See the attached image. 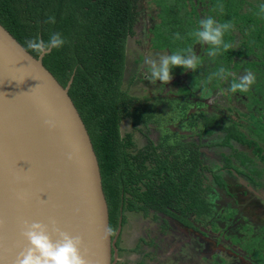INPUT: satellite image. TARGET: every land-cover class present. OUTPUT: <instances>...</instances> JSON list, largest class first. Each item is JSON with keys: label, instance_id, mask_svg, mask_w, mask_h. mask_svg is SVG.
Here are the masks:
<instances>
[{"label": "trees", "instance_id": "trees-1", "mask_svg": "<svg viewBox=\"0 0 264 264\" xmlns=\"http://www.w3.org/2000/svg\"><path fill=\"white\" fill-rule=\"evenodd\" d=\"M187 1L189 10L186 0H160V23L151 30V48L173 53L196 43L190 33L199 28L200 20L192 1ZM210 2L215 4L218 23L234 25L238 21L233 19L238 17L233 0ZM220 4L223 12L217 7ZM49 16L55 17L54 24L45 23ZM135 22L133 0H0V23L24 47L27 38L48 41L55 32L67 41L62 48L44 55L42 63L63 87L72 80L68 94L97 156L109 227L114 229L112 238L120 217L121 227L125 225L126 212L147 218L149 211H154L192 227L189 215L202 220L212 212L207 198L212 191L210 183L226 188L221 176L202 162L200 144L176 145L179 152L173 154L174 146L149 142L136 148L129 134H121L122 120L128 119L133 128L147 124L155 108L123 89L127 39L133 35ZM232 30L225 33V42L231 41ZM176 33L180 39L175 38ZM253 40V45L264 47V30L258 29ZM231 56L232 51L221 50L219 55L207 57L212 62L219 59L224 67L228 63L225 59ZM211 117L202 114V135H210L212 128L226 132L219 145L231 146L230 140L237 141L252 148V154L264 162L261 148L236 124L226 127L222 119L220 123L217 116ZM239 157L250 160L240 153ZM119 243L120 234L117 248Z\"/></svg>", "mask_w": 264, "mask_h": 264}, {"label": "rangeland", "instance_id": "rangeland-1", "mask_svg": "<svg viewBox=\"0 0 264 264\" xmlns=\"http://www.w3.org/2000/svg\"><path fill=\"white\" fill-rule=\"evenodd\" d=\"M191 1L199 20L211 16L217 21L218 12L211 0ZM133 2L136 22L133 35L127 39L123 89L155 108L147 124L140 123L133 128L128 119L122 120L121 134H129L136 148L149 142L174 146L173 154L179 152L176 145L198 143L202 147V162L219 170L222 152L219 147H213L219 137H199L201 129L193 119V114L198 113L195 104L200 102L199 105L210 110L212 115L219 114L231 122H238L251 138L264 145V47L253 45L257 30H264V15L259 14V5L264 4V0L232 2L238 14L233 19L238 21L234 22L229 42L233 45L230 49L233 56L225 59L228 63L224 66L232 75L225 79L213 76L222 67L219 59L209 61L208 46L195 43L190 47L202 59L198 69L193 72L173 68V78L165 85L148 81V66L144 63L146 58L158 59L171 54L167 49L151 48V30L160 23V0ZM186 4L189 10V1L186 0ZM250 19L252 21L248 22ZM246 70L256 76L249 91L227 92L233 79L244 75ZM189 106H194L192 111ZM261 172L260 176H255L259 185L249 187L234 179V173L229 176L226 170L222 171L220 174L227 180V192L232 197L210 183L213 192L207 198L212 212L202 220L188 216L197 226L198 236L194 230L183 228L162 213L149 211L148 217L143 218L140 213L126 212L116 264H250V259L257 260L255 253L264 256V247H259V241L264 239V171ZM260 192V197L254 195ZM260 263L264 264V260Z\"/></svg>", "mask_w": 264, "mask_h": 264}, {"label": "water", "instance_id": "water-1", "mask_svg": "<svg viewBox=\"0 0 264 264\" xmlns=\"http://www.w3.org/2000/svg\"><path fill=\"white\" fill-rule=\"evenodd\" d=\"M0 23V264L28 247L24 222L55 226L83 239L87 264H116L100 168L68 90ZM56 121L50 131L44 120ZM74 159L69 161L67 154ZM22 194L24 199H18ZM52 221H55L53 225Z\"/></svg>", "mask_w": 264, "mask_h": 264}, {"label": "clouds", "instance_id": "clouds-1", "mask_svg": "<svg viewBox=\"0 0 264 264\" xmlns=\"http://www.w3.org/2000/svg\"><path fill=\"white\" fill-rule=\"evenodd\" d=\"M217 7L223 12L222 4ZM259 14L264 15V4L259 5ZM45 23L54 24L55 17L49 16ZM233 27L234 25L231 22L218 23L213 17L207 16L199 21V28L190 33V35L201 46H209L207 55L215 57L221 53V50L228 51L233 48L231 43L224 40L225 33ZM175 38L180 39V34L176 33ZM66 43V39L59 32L52 33L48 41L37 37L27 38L25 40V52L44 56L53 49L62 48ZM144 63L148 66V81L152 84H156L159 81L165 85L173 78V68L179 67L185 71L192 70L195 72L200 64V57L195 54L193 47H188L171 54L161 55L158 59L146 58ZM229 75L232 74L224 67L213 73V76L220 79H225ZM211 79L212 77H209V80ZM255 82V74L250 70H246L244 75L238 79H233L226 91L229 93L247 92ZM43 123L50 131L55 130L57 127L56 121L52 119H46ZM67 159L69 161L73 160V154L68 153ZM17 198L23 200L24 196L18 194ZM52 223L55 225V221H52ZM52 232L58 236L55 241L49 234V228L46 224L39 222L28 223L25 221L21 234L27 240L28 247L17 255L15 264H87L80 251L83 245L82 237L72 236L55 226L52 228ZM113 234V228H106V236Z\"/></svg>", "mask_w": 264, "mask_h": 264}, {"label": "flooded vegetation", "instance_id": "flooded-vegetation-1", "mask_svg": "<svg viewBox=\"0 0 264 264\" xmlns=\"http://www.w3.org/2000/svg\"><path fill=\"white\" fill-rule=\"evenodd\" d=\"M199 104H200V102L195 104V105H197L196 107L198 109V113L197 114H193V119H195V123H197L198 128L201 129V132L203 130L202 114L205 115V116H209V117L210 116H214V117L217 116V117H215V119H219V118L222 119L223 122L219 119L220 123L222 122V124L224 126H226V127L229 126V125L236 124L240 128V131L245 135V137L247 139L257 143V146H259L261 148L262 154L264 155V145L260 144L255 139L251 138L250 135L245 132L244 127L242 125H240L238 122H235V121L231 122V121H229L227 118H225L222 115H219V114L212 115L211 112H209L210 110L204 109ZM193 107L194 106H192V107L189 106V111H192ZM211 130H212V133L210 135H202L201 132H200L199 133V135H200L199 137H206V138H209V137H212V136L213 137H219V140L216 143H214L213 147H219L221 149V152H222L221 155H222V158H223L222 166H220V168H218L219 170H216V169H213L211 166H209L207 164H205V165H207L211 169H213V171L217 175L221 176V178H222V175L220 173L222 171L226 170L227 174L229 176H231V174L234 173L236 175L234 177V179L241 180L243 183L246 184V186H249V187L258 186L259 184L255 181V176H257V177L260 176L262 174L261 171H264V162L261 161L259 158H257V155L255 156V155L252 154V148H249V147H247L244 144H240L237 141L230 140V145L231 146H221V145H219L222 142L223 138L227 135V133L226 132H221V131L217 130L216 128H212ZM196 144H198V143H196ZM201 148L202 147H200V149ZM199 153H200V150H199ZM238 153L245 155V157L249 158L251 161L250 160H245L244 157H239L238 158ZM200 157H201V155H200ZM238 176H241V177H238ZM262 179H264V177ZM223 181L226 184V188L223 189V190H224V192H226L228 194V192H227V183L228 182L225 179H223ZM211 187H212V184H211ZM211 192H213V191H211ZM211 192L209 193V195L211 194ZM261 194H262V192H260V194L254 193V195L256 197H260ZM228 195H229V197H232L231 194H228ZM179 224L183 228L194 230L195 235L198 236L199 230H198V228H197V226L195 224H192V227L184 226L181 223H179ZM161 231H163V232L165 231L164 226H161ZM259 242H260V244H259L260 246L259 247L263 248L264 247V239H262V241H259ZM255 255H257V257H256L257 260H251L250 259V262H251L250 264H261L260 262L264 260V256H261V255L259 256L257 253H255ZM258 260H261V261H258ZM134 264H138V263H134Z\"/></svg>", "mask_w": 264, "mask_h": 264}, {"label": "crops", "instance_id": "crops-1", "mask_svg": "<svg viewBox=\"0 0 264 264\" xmlns=\"http://www.w3.org/2000/svg\"><path fill=\"white\" fill-rule=\"evenodd\" d=\"M120 237H121V233H120Z\"/></svg>", "mask_w": 264, "mask_h": 264}]
</instances>
